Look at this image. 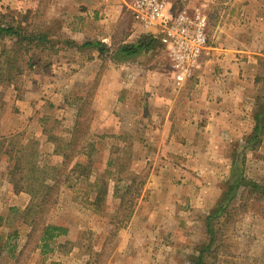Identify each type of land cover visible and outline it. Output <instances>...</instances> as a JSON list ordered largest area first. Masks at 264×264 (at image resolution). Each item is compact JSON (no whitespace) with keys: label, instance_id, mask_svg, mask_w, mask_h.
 Returning a JSON list of instances; mask_svg holds the SVG:
<instances>
[{"label":"rangeland","instance_id":"1","mask_svg":"<svg viewBox=\"0 0 264 264\" xmlns=\"http://www.w3.org/2000/svg\"><path fill=\"white\" fill-rule=\"evenodd\" d=\"M51 1L0 0V15L4 22L14 25L22 21L29 34H45L47 37L45 42H34L22 51L21 59L15 62L23 72L20 76L0 83V120L11 121L10 117L17 114L13 100L26 92L29 94V88L35 90L34 82L42 83V77H39L41 68L63 63L72 57L71 53L64 51L71 48V41L61 33V25L48 21L52 16ZM163 1L170 14L177 15L182 11L190 17L199 14L205 23L207 54L202 55L201 68L191 78L180 84L176 82L162 47L145 54L148 61L143 59L140 62L145 68V79L150 72L165 80L162 93L182 95L186 93L184 84L199 76L203 68L206 69V62L211 60L209 47L219 43L215 32L221 31L219 35L225 38L227 32L235 31L237 22L242 24L240 19H243L247 8L242 0ZM261 1L264 3V0ZM131 5L123 10L122 22L105 21L101 24L104 25L102 30L118 37L121 27L137 26L130 12ZM231 9L232 14L229 12ZM118 40L120 42L121 38ZM12 45L9 39L0 40V52L3 47L12 49ZM116 50L108 52L110 60H113L112 55ZM13 54L8 56L12 57ZM2 63L0 56V66ZM99 76L100 71H94L87 86L66 88L62 94L64 118L60 115L55 118L54 104L45 113L49 114V119L40 124L45 127L47 147L37 138H32L38 130L34 124H30L25 132L20 129L13 134L0 135L8 138L0 151V249L7 245L0 253V264H104L119 245L120 248H128L120 240L129 225L139 226L135 227L134 233L137 234L134 236L133 233V237L141 234L142 238L153 239L148 247L155 255L150 264H193L209 244L205 219L216 205L222 185L229 178L233 156L236 170L246 180L261 186V190L255 194L240 190L225 214L209 222L208 225L213 228L214 242L204 252L203 264H264V134L260 144L250 150L244 140L247 137L244 135H249L246 116L245 122L241 120V124L236 126L237 130L230 135L234 140H231L229 148L228 145H220L219 150H213L207 148L202 139L196 150L198 157L189 160L186 158L189 151L175 150L172 144H167L163 149L161 135L154 133L152 128H155L158 120L151 119L149 115L152 113L148 103L151 92L146 83L142 86L127 84L118 92L121 100L117 102L118 107L114 106L111 98V103L107 104L109 111H105L107 107L103 108L102 105L103 111L100 112L99 102L95 99ZM173 83L179 86L175 90ZM259 90V85H255L253 89L245 91L243 111H246V115L249 108L252 114L256 109L254 100ZM76 121L81 125L80 133L75 146L68 148L64 145L70 139ZM54 138L59 143H53ZM224 138L222 143L228 141V137ZM20 145L28 148L23 154L16 153V147L20 148ZM57 145L63 147L60 153L65 154L67 159L54 152ZM8 151L11 154H6ZM88 152L92 161L89 179H75L76 175L71 177L73 164L84 161V155ZM22 155H30L34 165L56 182L47 203L40 202L42 192L38 185L33 187L37 196L34 200L27 193H14L8 171ZM166 155L167 159H164ZM181 159L185 163H180ZM109 161L113 162L111 167H108ZM132 175L135 176L134 180ZM27 177L29 173L23 170L15 173L13 179L16 182L22 179L18 187L26 188ZM97 178L107 183L106 195L98 209L92 205L93 193L99 187V184L93 186ZM29 207L33 211L25 216ZM43 223L66 229V235L50 245L54 252L44 255L38 249ZM142 225H150V231L142 230ZM133 250L136 251L137 246ZM122 258L121 254L117 263H121Z\"/></svg>","mask_w":264,"mask_h":264},{"label":"crops","instance_id":"2","mask_svg":"<svg viewBox=\"0 0 264 264\" xmlns=\"http://www.w3.org/2000/svg\"><path fill=\"white\" fill-rule=\"evenodd\" d=\"M133 1H51L52 16L48 21L61 25V33L71 41L69 45L71 48L64 51L71 53L72 57L63 63L41 68L39 77H42V83L34 82L35 90L29 88V94L25 91V95L13 100L12 104L17 114L10 117L11 121L0 120V135L13 134L20 129L27 131L26 128L34 124L38 130L32 138H37L47 147L45 127L40 124L48 121L49 114L46 115V112L51 110L54 104L55 118H59V115L64 118L62 94L66 92L67 87L70 89L75 85L87 86L94 71H100L95 94L100 112L103 108L107 107L105 111L109 109L107 104L111 103V98L115 102L114 106L118 107L117 102H121L118 92L130 83L132 86H142L146 83L151 92L148 103L152 113L149 115L151 119L158 120L157 125L153 124L154 133L161 135L160 143L163 149L167 144L169 146L172 144L175 150L189 151L186 157L189 160L198 157L196 150L202 139L207 148L219 150L220 145H228L229 148L231 140H234L230 135L235 132L236 126L241 124V120L245 122L246 116L248 133H251L253 128L251 108H249L251 114L248 112L246 115V111H243L245 110L243 99L245 91L255 86V79L261 74V62L264 61V3L261 0H242V4L247 8L243 19H240L242 24L237 22L235 31L227 32L225 38L219 35L221 31L215 32V38L219 43L209 47L212 58L206 62V69L203 68L199 76L184 84L186 93L167 95L161 92L162 86L166 84L165 80L160 79L156 74L151 75L150 72L146 79L144 77L145 68L140 62L148 61V55L127 61L110 60L107 57V53H112L115 48L134 44L142 36L156 33L155 30L147 33L138 25L133 26L134 28L121 27L118 37L102 30L104 25L101 24L105 21L122 22L123 10L128 9ZM232 11L231 9L229 12L232 14ZM118 38H121L120 42ZM93 43L102 44L108 52L100 54L93 46L84 47ZM44 71L47 73L45 74ZM172 87L175 90L179 86L173 83ZM26 89L28 90V87ZM35 104L38 108H35ZM224 137H228V141L222 143ZM209 141L211 145L208 144ZM164 159H167V155ZM182 161L185 163L184 159H181L180 163ZM228 171L227 167L226 175ZM137 211L138 209L134 212L133 219ZM135 227L139 226L129 225L121 236V243L125 242L128 248H120L119 245L116 252L105 259L104 264H150L151 258L155 256L151 250H148L153 239L142 238L141 234H138L139 237H133ZM142 227L146 232L151 228L150 225H142ZM136 234L134 233V236ZM135 246H137L136 251L133 250ZM121 254L123 255L121 263H117Z\"/></svg>","mask_w":264,"mask_h":264},{"label":"trees","instance_id":"3","mask_svg":"<svg viewBox=\"0 0 264 264\" xmlns=\"http://www.w3.org/2000/svg\"><path fill=\"white\" fill-rule=\"evenodd\" d=\"M23 24L24 23L22 21H18L14 25L10 22H4L3 16L0 15V40L4 41L5 39H9L13 43L12 49L10 48L11 51L3 47L2 51L0 52V56L3 59L2 66H0V83L9 82L14 79L15 76H20L23 72L19 67H16L15 62L21 59L22 51H25L27 47L34 42H45L47 38L45 34H29ZM158 38V34L153 33L142 36L134 44L118 47L117 50L113 52L112 58L118 61H127L137 58L140 55L153 53L159 50V48L161 47ZM88 46L95 47L96 49H98L100 54L108 52V50L105 49V47L100 43L84 45V47ZM10 53H14L12 57L8 56ZM260 66L261 74L255 79V85H259L260 90L254 100V102L257 103V106L252 114L253 128L251 133L244 138V140L248 143L250 150H254L258 146V144H260L261 137L264 134V61L261 62ZM79 128H81V125L76 121L73 126L71 137L68 142H65L64 146L68 148H72L73 146H75V140L80 133ZM7 139L8 138L0 137V140H2L0 142V151L4 148ZM58 141L59 140L57 138L52 139V142L55 144ZM57 146L58 147L54 152L61 154L60 152L63 150V147H61L60 145ZM18 148L19 147H16V153L21 154L26 152L28 149L22 145H20L19 149ZM6 154H11V151H8ZM61 155L63 159H67V156L65 154L62 153ZM22 156L23 157L15 161L16 164H14V166H12V168H10V170L8 171V175L10 178L9 183L12 184L14 193H27L31 197V199L34 200L37 196L34 194L33 187H36L38 185L39 191L42 192V194L39 195V200L41 203H47V201L51 199L50 193L54 190L56 182L46 177V173L40 170V167L38 169V167L34 165V162L32 161L30 155H28L29 157H25L24 155ZM84 157V161H76L73 164L72 170H70L71 177H73V175H76L77 178L75 179H89L91 175L90 171L92 169L90 152L85 153ZM112 165L113 162L109 161L108 167H111ZM23 170H27V172L29 173V177H27L28 181L26 180V188L18 187L22 179H20V181L18 182L14 181L13 179L15 173ZM38 171L39 175H37ZM132 179H135L134 175H132ZM48 180L52 181L49 182ZM98 184L99 187H96ZM93 186L96 187L97 191L93 193L94 198L92 201V205L96 206L98 209L99 204L103 202L106 195L107 183L97 178L94 180ZM240 190L248 192L249 194H255L259 193V191L261 190V186L254 182L246 180V178L242 176L241 172L236 170L235 156H233L229 178L222 185L220 197L218 198L216 205L212 208L205 219L207 223L206 234L209 236V244L204 250L199 253L193 264H203V254L210 249V246L214 242V232L211 225H208L209 222L212 220H216L225 214L227 207L236 199L237 194ZM32 211L33 210L30 207L27 208L25 216H27V214ZM128 216L129 213L126 215V218ZM42 225L43 227L38 239V249L40 251V254L42 255L53 253L54 249L53 247H50V245L58 238L65 236L66 229L52 224L43 223ZM5 247H7L6 244H4V246L0 249V253L4 252ZM13 248L14 246L11 247V249ZM10 255H12V252L10 253Z\"/></svg>","mask_w":264,"mask_h":264},{"label":"built area","instance_id":"4","mask_svg":"<svg viewBox=\"0 0 264 264\" xmlns=\"http://www.w3.org/2000/svg\"><path fill=\"white\" fill-rule=\"evenodd\" d=\"M133 21L145 32L155 30L177 83L193 76L207 54L204 19L184 11L172 15L163 0H135L131 7Z\"/></svg>","mask_w":264,"mask_h":264}]
</instances>
